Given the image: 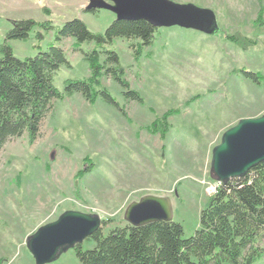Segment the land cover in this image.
Wrapping results in <instances>:
<instances>
[{
  "label": "rangeland",
  "instance_id": "rangeland-1",
  "mask_svg": "<svg viewBox=\"0 0 264 264\" xmlns=\"http://www.w3.org/2000/svg\"><path fill=\"white\" fill-rule=\"evenodd\" d=\"M171 1L212 10L218 30L160 27L137 59L127 41L115 40L110 48L119 56L124 80L143 103L125 100L121 87L102 76L101 87L123 113L79 93L64 96L41 122L37 139L29 142L24 133L1 149L0 264H34L26 239L66 210L99 215L107 221L101 227L105 235L127 224L126 206L147 194L169 197L185 237L198 228L199 211L214 187L213 147L240 119L264 114V0ZM88 2L0 0V45L17 20L57 28L78 18L91 32L103 33L115 15L106 9L85 12ZM36 31L42 29L36 26L28 39L8 42L15 57H33L53 44L54 31L41 41ZM231 36L244 39L243 45ZM72 45L71 39L61 43L72 68L56 72L58 91L66 80L90 76ZM93 48V43L81 45L83 51ZM241 70L259 75V83L244 79ZM93 246L86 240L80 244L82 250ZM47 264L79 262L73 248ZM253 264H264V254Z\"/></svg>",
  "mask_w": 264,
  "mask_h": 264
},
{
  "label": "trees",
  "instance_id": "trees-1",
  "mask_svg": "<svg viewBox=\"0 0 264 264\" xmlns=\"http://www.w3.org/2000/svg\"><path fill=\"white\" fill-rule=\"evenodd\" d=\"M43 11L49 14L48 9ZM10 23L11 28L0 45V151L10 139L24 133L29 142L37 139L41 122L54 102L64 96L79 93L90 103L99 99L123 113L121 106L101 87L102 76L121 87L125 100L143 103L128 88L119 56L110 46L117 39L125 40L137 59L142 48L153 45L157 27L141 19H114L103 33H93L78 18L64 21L57 28L32 19ZM36 26L42 29L35 33L37 41L43 40L46 32L54 31L53 44L33 57H15L8 42L28 39ZM237 37L230 38L243 45L244 39ZM66 39L73 40V50L80 52L87 62L90 76L66 80L63 90L58 91L53 84L56 72L61 67L72 68L61 48ZM83 43H93L94 48L83 51ZM240 74L254 84L259 83L257 74L246 70ZM90 170L87 168L86 172ZM106 223L103 221L102 225ZM85 240L94 246L87 250L80 245L74 248L79 264H253L264 254V161L244 176L217 186L209 195L207 206L199 211L198 228L190 236L185 237L182 225L172 219L142 226L125 224L105 235L99 228Z\"/></svg>",
  "mask_w": 264,
  "mask_h": 264
},
{
  "label": "water",
  "instance_id": "water-1",
  "mask_svg": "<svg viewBox=\"0 0 264 264\" xmlns=\"http://www.w3.org/2000/svg\"><path fill=\"white\" fill-rule=\"evenodd\" d=\"M106 9L116 20H145L160 27H180L213 34L218 30L212 10L191 3L171 0H89L85 8ZM264 161V114L256 118L240 119L221 135L213 147L210 176L219 183L244 176ZM131 226H142L173 219L172 203L167 196L147 194L129 203L123 214ZM103 219L97 214L75 210L62 212L54 221L40 226L26 239V247L34 264L55 261L69 249L80 245L102 227Z\"/></svg>",
  "mask_w": 264,
  "mask_h": 264
},
{
  "label": "built area",
  "instance_id": "built-area-1",
  "mask_svg": "<svg viewBox=\"0 0 264 264\" xmlns=\"http://www.w3.org/2000/svg\"><path fill=\"white\" fill-rule=\"evenodd\" d=\"M219 184H220L219 182L214 181V183H213L214 187H211L210 188V194H212L216 190V188H217V186Z\"/></svg>",
  "mask_w": 264,
  "mask_h": 264
}]
</instances>
